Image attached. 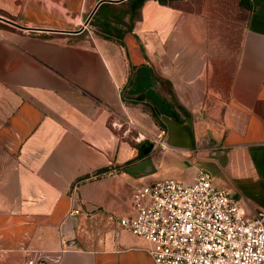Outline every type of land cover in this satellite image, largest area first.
Returning a JSON list of instances; mask_svg holds the SVG:
<instances>
[{
    "label": "crops",
    "instance_id": "crops-1",
    "mask_svg": "<svg viewBox=\"0 0 264 264\" xmlns=\"http://www.w3.org/2000/svg\"><path fill=\"white\" fill-rule=\"evenodd\" d=\"M199 169L264 207V0H0V264H156L120 219Z\"/></svg>",
    "mask_w": 264,
    "mask_h": 264
},
{
    "label": "built area",
    "instance_id": "built-area-1",
    "mask_svg": "<svg viewBox=\"0 0 264 264\" xmlns=\"http://www.w3.org/2000/svg\"><path fill=\"white\" fill-rule=\"evenodd\" d=\"M133 202L134 214L120 223L151 242L156 264H264V207L247 215L205 169L192 182L165 177L137 186Z\"/></svg>",
    "mask_w": 264,
    "mask_h": 264
}]
</instances>
